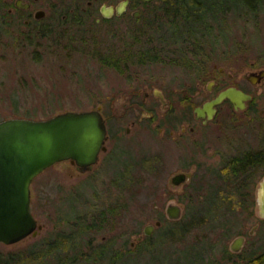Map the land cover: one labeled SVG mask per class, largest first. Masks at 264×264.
Masks as SVG:
<instances>
[{
    "label": "rangeland",
    "instance_id": "374dc122",
    "mask_svg": "<svg viewBox=\"0 0 264 264\" xmlns=\"http://www.w3.org/2000/svg\"><path fill=\"white\" fill-rule=\"evenodd\" d=\"M10 2L0 0V121L101 105L107 137L91 170L80 172L64 160L33 178L30 210L42 227L15 243L0 242L2 262L41 264L32 252L55 240L61 247L56 260L46 254L42 264H111L92 254L104 243L116 258L112 264H264V222L254 206L227 213L223 198L237 189L221 180L232 157L264 147V128L239 125L226 109L207 125L197 124L193 105L176 102L184 93L176 88L205 86L197 69L205 62L225 71L238 67L239 77L250 60L264 55V7L244 15L205 3L198 12L203 20L188 24L170 2L151 3L136 23L118 24L84 15L86 0H40L34 6L45 16L25 24V14L7 21ZM246 86L258 95L264 89ZM158 91L171 101L167 109ZM260 169L256 184L264 176ZM181 171L186 180L172 184ZM246 191L241 185V196ZM210 196L220 203L203 220ZM169 202L181 207L178 220L166 216ZM158 219L161 226L132 248L143 227ZM240 232L246 242L236 253L230 242Z\"/></svg>",
    "mask_w": 264,
    "mask_h": 264
},
{
    "label": "water",
    "instance_id": "95a60500",
    "mask_svg": "<svg viewBox=\"0 0 264 264\" xmlns=\"http://www.w3.org/2000/svg\"><path fill=\"white\" fill-rule=\"evenodd\" d=\"M17 7L25 8L22 0ZM42 11L36 13L41 17ZM229 97L236 102L232 90L222 91L210 104ZM201 113L199 107L195 108ZM106 123L101 105L87 110H65L45 119L7 118L0 121V242L12 244L36 235L42 227L30 210V184L45 168L69 161L80 172L92 169L105 150ZM187 178L185 172L171 177V183L181 184ZM258 213L264 217V177L257 189ZM169 219L181 217V207L169 202L165 207ZM156 225L160 221L155 222ZM153 225L143 232L150 234ZM242 237L234 239L230 249L236 251Z\"/></svg>",
    "mask_w": 264,
    "mask_h": 264
},
{
    "label": "flooded vegetation",
    "instance_id": "af4514ba",
    "mask_svg": "<svg viewBox=\"0 0 264 264\" xmlns=\"http://www.w3.org/2000/svg\"><path fill=\"white\" fill-rule=\"evenodd\" d=\"M15 1L16 0H11L9 7L7 8L8 15L11 16L10 18H7V21L19 20L20 15L17 19H15V16L19 13L27 15V18L24 19V23L27 24L32 20H40L46 14L44 9L40 7L36 8L34 6L35 4L37 5L40 0H22V3L27 5L25 8L17 7L15 5ZM169 1L170 0H86L85 6L81 8V12L84 15L86 13L91 16H95L97 14V16L95 17V21L98 23L115 22L119 24L125 23L129 20L131 24H134L139 21V19L148 11V6L151 3L157 4L158 8H160V6H167L169 4ZM2 3L5 4L6 0H2ZM38 11L43 12V15L39 18L35 16ZM197 69L201 70L204 74L201 77V83L205 82L204 87H202L198 82L194 87H184L182 89L176 88L177 92H184L183 97L177 98L176 102H184L186 104L193 105L192 111L194 113L196 123L199 122L201 125H207L216 115H218L221 110L226 109L227 111L233 113L232 116L235 115V121L238 122L239 125H251L256 126L260 129L264 128V89L258 95L256 93H253L252 90L246 86V83L252 85L264 84V55L258 57V60H250L249 67H246V69L239 74V77H235L236 71H239L240 69L238 67H236V69H232V71H225V68L223 66L216 67V65L214 64L212 67H209L208 63L205 62L204 65L197 67ZM227 89L232 90L236 102H234L229 97H224L220 102L210 104L222 91ZM156 95L157 99H159L164 109H167L171 105V101L167 97H165L161 91H158ZM147 96L148 91H145L143 99L145 100ZM196 107H199L202 112L197 113L195 111ZM194 128L195 127L190 126V131H193ZM183 130H185L184 127ZM262 178L256 184L255 194L253 196L255 199L254 207L257 210V216L261 222H264V217H261L258 213V204L256 199L257 189ZM240 182V180H238L237 182L236 196H239L241 194ZM250 192L251 188L247 187V191L245 193ZM118 197V201H120L122 195H119ZM239 210L240 213H245L244 209ZM87 218H89V215L87 216ZM103 221L104 220L102 219L99 222ZM156 221H160V224L156 225ZM155 222L148 223L153 225L150 234H145L143 232L144 227L148 224L143 227L142 233L136 237V241H131L130 246L132 248L136 246V243L143 242L146 239L150 238L154 229L160 227L162 224V221L160 219L155 220ZM81 223L82 222H80L79 224ZM258 228L259 221L256 222L249 230V235H254ZM238 237H242V239L240 241L238 249L236 251H233L236 253L243 248L246 242L244 232L238 233L233 238V240ZM117 238L118 237H116V240ZM105 240L107 242L106 236H102L101 242H104ZM116 240L114 241V243H116ZM122 247L123 244H120L119 248L122 249ZM122 250L120 252H117L120 257H122L123 254ZM79 252L81 253V251ZM92 254L94 256H97V258H100V261L106 258V263L108 258L111 264L116 259H114L112 249L107 247L106 243L100 245L99 249H94V251H92ZM118 254L115 257H117ZM89 257V252L84 253L83 258H85V260H89Z\"/></svg>",
    "mask_w": 264,
    "mask_h": 264
},
{
    "label": "trees",
    "instance_id": "16d2710c",
    "mask_svg": "<svg viewBox=\"0 0 264 264\" xmlns=\"http://www.w3.org/2000/svg\"><path fill=\"white\" fill-rule=\"evenodd\" d=\"M170 9H173L175 11V16L180 15L182 19L188 21L189 24L190 18H192L193 21L200 22L202 21V17L198 15L199 10L202 7H205V3H209L212 6H217L221 13L225 11V13H228L232 10H239L243 11L244 15L248 14H254L258 11H260L264 7V0H170ZM210 8V7H209ZM191 27V26H190ZM264 166V147L261 149H255V150H249L247 152H243L242 154H239L235 157H232L227 164L225 165V170L223 172L224 177L222 176V181L227 185H231L232 188L237 189V182L240 180V186L250 188H254L256 184V173L261 170ZM221 176V175H220ZM229 200L226 198H223V200L226 203V212L230 213L233 211L236 207L239 209H249L252 208L255 204V199L253 194L250 193H242L239 196H234L233 192L229 193ZM234 197H240L238 199H234ZM227 200V201H226ZM205 203L208 205L207 211L204 213L205 215L201 216V219H208L207 215H209V212H211L210 209H213L218 206V203H220V200L217 199V197L210 196L206 198ZM236 204V205H235ZM236 206V207H234ZM225 217V214L223 215ZM192 219H195L192 218ZM197 219V218H196ZM198 219V220H201ZM225 219V218H224ZM210 220V219H209ZM227 221L230 220V217H227ZM193 221V220H190ZM189 221V222H190ZM194 222V221H193ZM197 223H190L189 227L195 226ZM226 222H224L223 225H225ZM225 227V226H224ZM226 228V227H225ZM182 233L184 232L182 228ZM47 249L43 252H32L34 257L39 260V262L42 264L44 260L42 257H44L46 254L51 256L50 259L56 260V251L60 250L61 247H59V243L55 240H52L48 243V245H45L44 247ZM6 260V259H5ZM55 262V261H54ZM0 264H6L4 261L2 262V259L0 258Z\"/></svg>",
    "mask_w": 264,
    "mask_h": 264
}]
</instances>
